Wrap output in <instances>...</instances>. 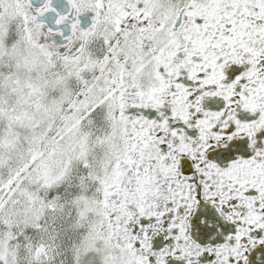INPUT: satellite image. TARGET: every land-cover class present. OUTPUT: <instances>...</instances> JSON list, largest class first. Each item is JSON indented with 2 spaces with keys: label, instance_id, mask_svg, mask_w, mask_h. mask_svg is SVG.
<instances>
[{
  "label": "snow or ice",
  "instance_id": "obj_1",
  "mask_svg": "<svg viewBox=\"0 0 264 264\" xmlns=\"http://www.w3.org/2000/svg\"><path fill=\"white\" fill-rule=\"evenodd\" d=\"M0 264H264V0H0Z\"/></svg>",
  "mask_w": 264,
  "mask_h": 264
}]
</instances>
